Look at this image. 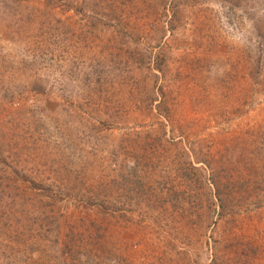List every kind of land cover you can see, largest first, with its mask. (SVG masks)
Returning <instances> with one entry per match:
<instances>
[{"label":"rangeland","instance_id":"rangeland-1","mask_svg":"<svg viewBox=\"0 0 264 264\" xmlns=\"http://www.w3.org/2000/svg\"><path fill=\"white\" fill-rule=\"evenodd\" d=\"M0 264H264V0H0Z\"/></svg>","mask_w":264,"mask_h":264}]
</instances>
